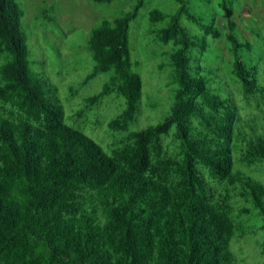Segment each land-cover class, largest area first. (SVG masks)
I'll return each instance as SVG.
<instances>
[{
  "label": "trees",
  "instance_id": "1",
  "mask_svg": "<svg viewBox=\"0 0 264 264\" xmlns=\"http://www.w3.org/2000/svg\"><path fill=\"white\" fill-rule=\"evenodd\" d=\"M145 1L101 20L86 41L93 66L82 84L107 80L72 117L120 99L103 145L65 121L58 86L33 68L19 2L0 0V264H244L232 247L253 233L244 216L255 210L264 229V72L240 54L250 46L231 3L220 2L231 88L199 60L222 32L190 0L149 11V24H162L148 34L170 45L169 107L135 128L143 79L130 26Z\"/></svg>",
  "mask_w": 264,
  "mask_h": 264
},
{
  "label": "rangeland",
  "instance_id": "2",
  "mask_svg": "<svg viewBox=\"0 0 264 264\" xmlns=\"http://www.w3.org/2000/svg\"><path fill=\"white\" fill-rule=\"evenodd\" d=\"M17 1L23 11L22 22L28 36L33 68L43 72L58 86L65 121L104 145L111 139L106 122L110 115L119 111L120 99H115L113 95L107 96L99 107H94L82 118L75 120L72 117L84 99L99 92L107 80V74L101 73L82 84L93 66L86 41L94 25L128 10L135 0H113L110 3H97L93 0ZM220 2L221 0H190L188 7L190 12L202 18L204 23H213L222 32L218 39L208 36L206 39L209 46L204 53H198V56L200 61L218 66L220 80L227 79L231 88L235 87L231 74L232 57L224 37L226 26ZM229 2L233 11L232 17L237 24L235 33L241 41H247L250 46V51L244 49L240 54L250 63L257 64L263 74L264 0ZM177 7L174 0H146L136 19L131 22L133 57L140 62L137 71L143 79L142 111L134 125L135 128L158 122L168 111L170 92L166 83L170 71V45L162 46L152 40V35L148 34L149 30L161 26L162 23L150 25L148 15L152 9L170 13ZM180 22L194 34L202 36L198 26L185 16L181 17ZM244 218L253 228V233L247 241L237 244L234 242L232 247L239 249V253L236 252L246 259L244 264H264V253L258 252L264 237V229L260 227L262 219L256 215L255 210Z\"/></svg>",
  "mask_w": 264,
  "mask_h": 264
}]
</instances>
